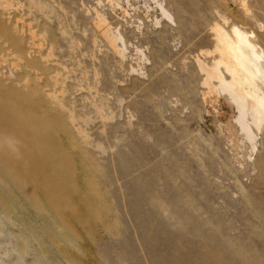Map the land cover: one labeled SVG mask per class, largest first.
<instances>
[{"label": "rangeland", "instance_id": "1", "mask_svg": "<svg viewBox=\"0 0 264 264\" xmlns=\"http://www.w3.org/2000/svg\"><path fill=\"white\" fill-rule=\"evenodd\" d=\"M215 26L264 51V0H0V264H264Z\"/></svg>", "mask_w": 264, "mask_h": 264}, {"label": "bare ground", "instance_id": "2", "mask_svg": "<svg viewBox=\"0 0 264 264\" xmlns=\"http://www.w3.org/2000/svg\"><path fill=\"white\" fill-rule=\"evenodd\" d=\"M212 29L219 59L212 68L207 66L204 70L208 73L207 84L212 79L220 81L221 93H229L238 108L237 124L241 132L249 142H253L255 134L247 119L251 115V123L258 130L264 125V51L257 45L254 32L246 33L237 26H233L230 32L219 26ZM221 67L231 77L228 82L221 73Z\"/></svg>", "mask_w": 264, "mask_h": 264}]
</instances>
